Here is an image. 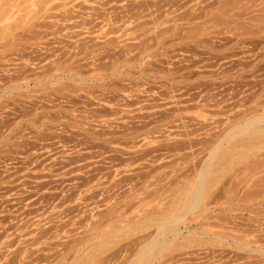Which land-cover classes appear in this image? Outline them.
Returning <instances> with one entry per match:
<instances>
[{
  "label": "rangeland",
  "instance_id": "obj_1",
  "mask_svg": "<svg viewBox=\"0 0 264 264\" xmlns=\"http://www.w3.org/2000/svg\"><path fill=\"white\" fill-rule=\"evenodd\" d=\"M208 1L0 0V264H149L176 213L150 264H264V0Z\"/></svg>",
  "mask_w": 264,
  "mask_h": 264
},
{
  "label": "bare ground",
  "instance_id": "obj_2",
  "mask_svg": "<svg viewBox=\"0 0 264 264\" xmlns=\"http://www.w3.org/2000/svg\"><path fill=\"white\" fill-rule=\"evenodd\" d=\"M182 1V0H181ZM211 1V0H210ZM109 2V1H108ZM163 2V1H162ZM47 3V2H46ZM141 3H142V1H141ZM153 3V2H152ZM229 3V0H215V1H213V2H211V3H209V1L207 2V4H206V6H210V5H212V7H211V9H208V10H203V12H204V14L205 15H210V14H212V18L214 19V17H213V15L215 16V14L213 13V9H219V8H223V7H225L226 6V8L228 7L227 6V4ZM159 4V3H158ZM195 4V3H194ZM210 4V5H209ZM214 4V5H213ZM64 5V4H63ZM144 5V4H143ZM152 5V4H151ZM203 6V5H202ZM232 6V5H231ZM230 6V7H231ZM237 6V5H236ZM236 6L235 7H233V8H236ZM256 6V5H255ZM91 7V6H90ZM111 7V6H110ZM125 7V6H124ZM160 7V6H159ZM161 8V7H160ZM178 8V7H177ZM225 8V9H226ZM83 9H85L84 7H83ZM163 9V8H162ZM205 9V8H204ZM225 9H223L224 11H223V13L222 14H225ZM228 9V8H227ZM109 10H110V8H109ZM132 10V9H131ZM220 10V9H219ZM104 11H106V10H104ZM186 11V10H185ZM189 10L187 9V11L186 12H188ZM197 11V10H196ZM108 12V11H107ZM126 12V11H125ZM139 12V11H138ZM154 12V11H153ZM170 12V11H169ZM172 12H174V11H172ZM199 12V11H198ZM197 12V14H195L194 16H197V17H200V14ZM202 12V11H201ZM206 12H207V14H206ZM222 12V11H221ZM71 13V12H70ZM117 13V12H116ZM136 13V12H135ZM183 13V12H182ZM104 14V13H103ZM109 14V13H108ZM192 14V13H191ZM98 15V14H97ZM100 15H102V14H100ZM105 15V14H104ZM107 15V14H106ZM105 15V16H106ZM113 15V14H112ZM112 15H111V19H113L112 18ZM126 15V14H125ZM145 15V14H144ZM178 15V14H177ZM188 15V14H187ZM239 14H237V16H238ZM103 16V15H102ZM110 16V15H109ZM134 16V15H133ZM143 16V15H142ZM75 17V16H74ZM97 17V16H96ZM95 17V18H96ZM108 17V16H107ZM113 17H114V15H113ZM117 17V19L118 18H120V17H122V16H118L117 14H115V17L114 18H116ZM137 17V16H136ZM216 17V16H215ZM175 18V17H174ZM194 18H196V17H194ZM86 19V18H85ZM121 19V18H120ZM171 19V18H170ZM191 19V18H190ZM87 20V19H86ZM102 20V19H101ZM114 20V19H113ZM116 20V19H115ZM158 20V19H157ZM104 21V20H103ZM117 21V20H116ZM161 21H163V20H161ZM164 21L166 22L167 20H165L164 19ZM183 21V20H182ZM83 22V21H82ZM147 22V21H146ZM75 23V22H74ZM264 23V22H263ZM78 24V23H77ZM169 25V24H168ZM167 25V26H168ZM240 25V24H239ZM157 26V25H156ZM198 26V25H197ZM250 26H251V24H250ZM261 26V25H260ZM263 26V25H262ZM262 26H261V29H262ZM170 27V26H169ZM182 27V26H181ZM238 27H240V26H238ZM162 28V27H161ZM109 29V28H108ZM164 29V28H163ZM168 29V28H167ZM233 29V28H232ZM257 29V28H256ZM167 31V30H166ZM176 31V30H175ZM264 31V30H263ZM111 32H113V31H111ZM158 32V31H157ZM218 32H219V30H218ZM158 33H160V31L158 32ZM167 33V32H166ZM161 34V33H160ZM178 34V33H177ZM218 34V33H217ZM127 38V37H126ZM216 38V37H215ZM108 41V40H107ZM196 41V40H195ZM206 42V41H205ZM97 43V42H96ZM42 44V43H41ZM85 45V44H84ZM154 45H155V43H154ZM57 46V45H56ZM126 46V45H125ZM142 46V45H141ZM93 47V46H92ZM129 47V46H128ZM136 47V46H135ZM127 48V47H126ZM15 49V48H14ZM106 49V48H105ZM122 49H123V47H122ZM107 50V49H106ZM118 50V49H117ZM9 51V50H8ZM121 51V50H120ZM92 51H90L89 50V48L87 47L86 48V50H85V52H83V53H85V54H90ZM220 52V51H219ZM79 54V53H78ZM86 56V55H85ZM94 58V57H93ZM113 59V58H112ZM130 59V58H129ZM59 60V59H58ZM78 60V59H77ZM63 61H64V58H63ZM99 61V60H98ZM116 62V61H115ZM93 63V62H92ZM12 65V64H11ZM83 65V64H82ZM96 66H97V63H96ZM55 67L56 68H58V67H61V64L60 63H57L56 65H55ZM55 67H53V68H55ZM65 67V66H64ZM98 67V66H97ZM250 68V67H249ZM242 75V74H241ZM262 87V86H261ZM4 92V91H3ZM261 101V100H260ZM213 102V101H212ZM264 103V102H263ZM229 104V103H228ZM227 104V105H228ZM210 105V104H209ZM256 105V104H255ZM256 107H257V105H256ZM225 112V111H224ZM222 113V112H221ZM241 113H242V111H241ZM240 114V113H239ZM241 115V114H240ZM235 116V115H234ZM238 116V115H237ZM259 123H263V125L262 126H259L260 124ZM233 125V124H232ZM187 128V127H186ZM232 128H242L243 129V134L244 133H246V131L248 130V131H250V130H255V132H260L262 129H264V113H262V114H260V115H257V116H255L254 118H252V119H249L248 121H247V119L245 120V121H242V122H238V124H236V125H234ZM231 128V129H232ZM235 130V129H234ZM244 130H246V131H244ZM228 132H225V133H223L222 135L223 136H221L220 137V139L217 141V144H216V146L214 147V150L212 151V152H210L209 153V155H208V157H207V159H209V158H211V157H214V155H216V153H217V149L221 146V144H222V140L223 139H225V138H227V136L228 135H230L231 136V134H230V132H229V130H227ZM189 132V131H188ZM262 132V131H261ZM252 133V132H251ZM242 134V135H243ZM241 135V134H240ZM246 135V134H245ZM220 136V135H219ZM248 137V136H247ZM229 138V137H228ZM189 139V138H188ZM189 141V140H188ZM187 141V142H188ZM196 143H197V141H196ZM195 143V144H196ZM253 143V142H252ZM186 144V143H185ZM188 144V143H187ZM214 144V145H215ZM253 145V144H252ZM181 146V145H180ZM177 147H178V145H177ZM258 159V158H257ZM260 159V158H259ZM214 160H215V158H214ZM210 161H211V159H210ZM251 161V160H250ZM263 161V160H262ZM214 162V161H213ZM210 164H211V162H209ZM204 164V163H203ZM205 165V166H204ZM204 165H201V167L199 168V170H198V172H197V186H196V188L192 191V193H191V195L189 196V194H188V196H189V201H188V205H187V210H191V211H194V208H195V210H196V208H197V204H198V200H199V197H200V191H201V188L203 187L202 185H203V181L205 180L204 178H206V175H207V171L210 169V166H206L207 165V163L206 164H204ZM250 169V168H249ZM214 171V170H213ZM253 171V170H252ZM207 172V173H206ZM247 172V171H246ZM246 175V174H245ZM259 178V177H258ZM196 180V179H195ZM257 180L258 179H252V181L250 182L251 183V185L254 187V189L253 190H251V192L253 193V194H258V196H261L260 194L261 193H263L264 192V187H263V185L261 186L260 184H258L257 183ZM258 181H260V179L258 180ZM243 182V181H242ZM249 183V182H248ZM261 183V182H260ZM263 183V182H262ZM248 188V187H247ZM244 191H245V189H244ZM236 192V191H235ZM247 192L248 191H245L244 193H242L243 194V196H244V198H245V196H246V194H247ZM203 193V192H202ZM249 194V193H248ZM257 196V195H256ZM263 196V195H262ZM231 197V196H230ZM242 199L243 200V202L241 203L242 204V206L243 207H245V208H248L249 206L251 207V203H250V201L247 199V200H245V199ZM251 198V197H250ZM249 198V199H250ZM260 198V197H259ZM258 198V199H259ZM262 198V197H261ZM229 199V198H228ZM253 200H255V198H252ZM251 200V199H250ZM257 200V199H256ZM258 203H260L259 201H257ZM264 202V201H263ZM262 203V202H261ZM241 206V205H240ZM181 207V206H180ZM243 207H242V209H243ZM193 209V210H192ZM241 209V210H242ZM250 209V208H249ZM161 210V209H160ZM209 210V209H208ZM207 209H204L203 210V212H202V216L203 217H205V215H207V213L209 212ZM235 210V209H234ZM255 211V209H254V207L250 210V214L251 215H249L250 217L249 218H251L253 221L255 220V221H257L256 219L258 218V216H260L261 217V215L262 216H264V212H254L253 214L251 213V211ZM243 211H245V210H243ZM160 213V212H159ZM158 213V214H159ZM179 213V212H178ZM150 214V213H149ZM209 214V213H208ZM158 216V215H157ZM160 216V215H159ZM159 216L158 217H156V218H152V216H150L151 218V220H154V221H152L153 223H158L159 224V227L157 228L158 230H156L154 233L155 234H153L152 235V240L155 238L156 239V237L157 236H160V237H162V235H164V234H169V236H172V239L170 240V241H168V242H166V243H162L163 245L161 246L160 244H159V242L158 241H156V242H152L151 243V249L153 250L154 248H156V247H158V245H160V247H158L157 248V251H156V253H151V251L150 250H147V252H146V254L147 255H141L140 253V255H141V258H140V260H138L139 261V263H142V262H144V261H146V260H148V259H150V261H149V264L151 263V259H153V258H155L157 255H158V253L162 250V248H163V246L165 245V246H169L171 243H172V241L177 237V235H179L180 233H181V225H182V227L184 226L185 228H187V230H190V228H188L187 227V222H186V218H185V215H184V213L183 214H173L172 216H170L168 219H165L164 221H163V219H162V221H161V219L159 218ZM219 216V215H218ZM145 217V216H144ZM163 217V216H162ZM257 217V218H256ZM221 218V217H220ZM226 218V217H225ZM256 218V219H255ZM145 219H146V217H145ZM144 219V220H145ZM259 219V218H258ZM141 220V219H140ZM138 221V224L139 223H142V221ZM220 220V219H219ZM148 222V221H147ZM255 223V222H254ZM138 224H136V225H138ZM157 224V225H158ZM248 224V223H247ZM149 225V224H148ZM254 226V225H253ZM255 229V228H254ZM191 231V230H190ZM260 231H262L263 232V230L262 229H260L259 230V233H260ZM191 232H193V234L194 235H196L197 237H202V235H203V233H199V232H196V231H194V230H192ZM102 234V233H101ZM167 234V235H168ZM107 235V234H106ZM103 236V235H102ZM166 238V237H165ZM168 238V237H167ZM218 238V237H217ZM157 239H159V238H157ZM162 239V238H161ZM220 239H223L222 237H220ZM149 241H151V240H149ZM155 241V240H154ZM161 242V241H160ZM195 242V241H194ZM81 243V242H80ZM149 244V243H148ZM164 246V247H165ZM193 247V246H192ZM144 248V247H143ZM252 248V247H251ZM148 249H150V248H148ZM145 251V250H144ZM204 252V251H203ZM151 253V254H150ZM139 254L138 253H136V255H135V257L137 258L138 256H139ZM148 258V259H146V260H144L143 261V259H145V258ZM217 257V256H216ZM139 258V257H138ZM137 258V259H138ZM206 258V257H205ZM196 259V258H195ZM127 260V259H126ZM182 260V259H181ZM205 260V259H204ZM203 260V261H204ZM126 262V261H125ZM122 263H123V261H122ZM147 263V262H146ZM153 263V262H152ZM148 264V263H147ZM160 264V263H159Z\"/></svg>",
  "mask_w": 264,
  "mask_h": 264
}]
</instances>
